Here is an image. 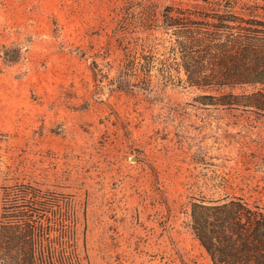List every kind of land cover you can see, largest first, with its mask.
Instances as JSON below:
<instances>
[{"label": "rangeland", "instance_id": "rangeland-1", "mask_svg": "<svg viewBox=\"0 0 264 264\" xmlns=\"http://www.w3.org/2000/svg\"><path fill=\"white\" fill-rule=\"evenodd\" d=\"M214 15L264 0H0V245L24 214L80 264H210L192 206L264 205V113L160 73L185 77L169 17Z\"/></svg>", "mask_w": 264, "mask_h": 264}, {"label": "trees", "instance_id": "trees-1", "mask_svg": "<svg viewBox=\"0 0 264 264\" xmlns=\"http://www.w3.org/2000/svg\"><path fill=\"white\" fill-rule=\"evenodd\" d=\"M234 15H214L196 22L190 16H170L184 78L160 73L170 84L219 91L207 95L226 107L242 106L264 113V23ZM162 63V62H161ZM251 86L250 93H233ZM36 203V202H35ZM34 203V204H35ZM6 215V247L0 245V264H80L76 250L36 247L42 228L28 215ZM11 218H18L12 222ZM191 229L210 258V264H264V205L241 197L195 203Z\"/></svg>", "mask_w": 264, "mask_h": 264}]
</instances>
